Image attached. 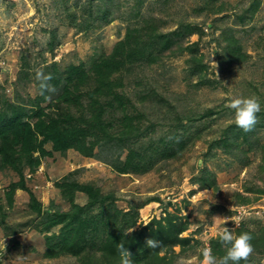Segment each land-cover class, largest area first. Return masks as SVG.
<instances>
[{"label": "rangeland", "instance_id": "1", "mask_svg": "<svg viewBox=\"0 0 264 264\" xmlns=\"http://www.w3.org/2000/svg\"><path fill=\"white\" fill-rule=\"evenodd\" d=\"M129 28L138 31L135 42L146 45L140 53L135 43L128 46L134 55L116 75L122 77L125 112L136 117L137 136L120 145L115 139L102 140L92 157L72 149L54 151L46 143L51 155L33 173L24 169L27 191L15 189L11 205L5 195L19 176L8 167L0 170V241L5 244L0 243V264H77L69 256L44 258L45 237L37 231L42 217L28 206L30 191L43 210L50 211L53 203L67 211L69 203L55 182L73 171L70 180L111 193L121 211L157 199L137 210L134 230L166 213L176 215V223L186 221L180 236L189 244L183 252L174 247L173 264H198L200 250L224 225L215 218H227L225 226L233 232L240 225L254 231L263 226L264 0H0V111L15 102L31 114L38 98L45 114L57 115L54 98L61 82L51 79L55 92L41 95L37 73L55 76V68L63 82L71 66L88 69L111 53ZM161 35L171 41L163 50L157 42ZM224 35L237 40L238 62H226ZM212 63L218 65L217 77ZM253 94L262 104L254 133L226 146L224 131L238 130L228 103ZM122 115L111 111L117 127ZM236 130H229L228 137H237ZM128 145L141 164L136 172L119 173L108 163L124 160ZM206 174L215 179V190L195 184ZM238 194L250 202L238 203ZM74 200L84 205L86 196L76 193ZM258 258L253 253L246 264Z\"/></svg>", "mask_w": 264, "mask_h": 264}, {"label": "trees", "instance_id": "2", "mask_svg": "<svg viewBox=\"0 0 264 264\" xmlns=\"http://www.w3.org/2000/svg\"><path fill=\"white\" fill-rule=\"evenodd\" d=\"M135 32H138L137 29L129 28L124 39L115 44L111 53L99 57L88 69L71 66L68 69L69 75L63 82L54 68L55 76L51 77L54 83L61 82L62 86L54 98L58 103L57 109H60L57 115L45 114L39 107L38 98L33 101L35 106L37 105V111L31 114H27L21 103L15 102L6 104L0 111V170L8 167L19 176V181L12 183L5 195L9 205L12 204L15 189L27 191L23 180L24 169L33 173L39 167L41 159L51 155V152L44 148L46 143L50 142L54 151L65 152L72 149L83 157H92L93 149L101 145L102 140L115 139L120 145L137 136L139 129L136 123L134 124L136 117L125 112L126 95L119 91L122 88V77L116 75L134 55V50L140 53L145 48L146 43H139L143 45L139 47L133 39ZM157 39L162 50L170 46L171 41L166 35ZM223 42L224 56L228 64L242 59L238 54V42L233 36L224 35ZM133 43L136 49L131 50L128 46ZM73 107H76L77 111L73 112ZM113 110L123 113L118 119V127L117 122L110 117ZM28 117L34 118V121L30 122ZM237 129L229 127L224 131L221 138L226 146L236 144L240 135L247 139L249 134L254 133V129L249 132L239 127ZM229 130L231 133L236 130L237 137H228ZM139 162V154L128 145L124 160L117 157L116 162L110 160L108 164L119 173H131L138 170V165L141 164ZM74 173L75 171L70 172L55 182L62 198L69 203L67 211L55 208L53 203L48 208L50 211L43 210L41 203L28 191L30 210L35 216L42 217L41 227L37 231L45 237L44 258L69 256L76 258L77 264H120L117 244L123 243L132 254L133 264H173L177 256L174 247L178 246L180 252L185 251L189 239L180 235L187 229L188 223H176L178 217L170 213L159 219L153 217L145 225L126 233L125 227L132 228L136 224L140 206L157 199L149 198L134 209L129 207L128 211H121L115 206L111 193L104 194L98 187L70 180ZM195 184L201 189L215 190L217 186L215 179L209 174L197 180ZM76 193L86 196L84 205L76 203ZM237 198L238 203L242 205L250 202L240 194ZM94 209L99 210V213L92 214ZM123 224L125 225L122 226ZM53 228H57V231L51 232ZM243 232H250L254 236L253 253H257L259 258L253 264H261L260 257L264 256V224L257 231L242 225L234 230L235 235ZM148 239H156L162 242L163 246L157 249L149 248L145 243ZM209 245L217 256L225 254L226 248L219 243L218 236L211 238ZM248 261L249 259L241 264Z\"/></svg>", "mask_w": 264, "mask_h": 264}, {"label": "clouds", "instance_id": "3", "mask_svg": "<svg viewBox=\"0 0 264 264\" xmlns=\"http://www.w3.org/2000/svg\"><path fill=\"white\" fill-rule=\"evenodd\" d=\"M215 67L216 77L217 67L216 63H212ZM37 79L40 80L41 95L45 92H55V88L49 83L52 79L51 74L45 75L37 73ZM233 110L235 124L245 132L252 131L258 123V114L262 111V104L260 98L256 95L248 97H233L227 105ZM196 165L202 166V161L197 160ZM216 220H224L223 227L218 231V241L226 248L225 254L217 256L214 254L212 247L206 246L200 250V256L197 258L198 264H241L246 262L254 252L252 241L254 236L250 232H243L235 235L232 228L225 226L228 223L227 218H215ZM134 231L129 229L128 233ZM5 247L4 240L0 241ZM146 246L152 249L161 248L162 242L156 239L146 240ZM117 252L120 257V264H133L132 254L123 243L117 244Z\"/></svg>", "mask_w": 264, "mask_h": 264}]
</instances>
